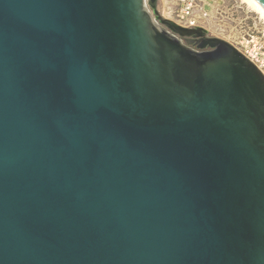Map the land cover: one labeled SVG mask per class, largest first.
Masks as SVG:
<instances>
[{
  "label": "water",
  "instance_id": "obj_1",
  "mask_svg": "<svg viewBox=\"0 0 264 264\" xmlns=\"http://www.w3.org/2000/svg\"><path fill=\"white\" fill-rule=\"evenodd\" d=\"M157 2L0 0V264H264V73Z\"/></svg>",
  "mask_w": 264,
  "mask_h": 264
},
{
  "label": "rangeland",
  "instance_id": "obj_2",
  "mask_svg": "<svg viewBox=\"0 0 264 264\" xmlns=\"http://www.w3.org/2000/svg\"><path fill=\"white\" fill-rule=\"evenodd\" d=\"M158 9L163 17L202 27L210 37L223 39L240 52L264 53V20L243 0H158Z\"/></svg>",
  "mask_w": 264,
  "mask_h": 264
},
{
  "label": "flooded vegetation",
  "instance_id": "obj_3",
  "mask_svg": "<svg viewBox=\"0 0 264 264\" xmlns=\"http://www.w3.org/2000/svg\"><path fill=\"white\" fill-rule=\"evenodd\" d=\"M150 11L152 12L153 16L155 18H157L158 25L162 29H164V30L168 31L169 33H171L172 35H174V37L178 38L184 45H186L189 48H192L194 50H205V51L210 50V48H208V47L205 49L199 48L200 46L204 45L206 38L210 37L208 33H203V32L198 30V28H202V27L194 26L193 24H191V26L180 25L175 21H172L170 19L163 17L162 14L160 13L159 9H158V2H157V6L155 9L150 7ZM158 17H161L165 20L172 21V22L176 23L177 25L181 26L182 28H185L189 31H183V33H184L183 35L182 34H176V33L172 32L166 24L161 22V20L158 19ZM186 32H189V34Z\"/></svg>",
  "mask_w": 264,
  "mask_h": 264
},
{
  "label": "built area",
  "instance_id": "obj_4",
  "mask_svg": "<svg viewBox=\"0 0 264 264\" xmlns=\"http://www.w3.org/2000/svg\"><path fill=\"white\" fill-rule=\"evenodd\" d=\"M246 57H248L262 72L264 69V53L259 49L246 50L242 52Z\"/></svg>",
  "mask_w": 264,
  "mask_h": 264
},
{
  "label": "bare ground",
  "instance_id": "obj_5",
  "mask_svg": "<svg viewBox=\"0 0 264 264\" xmlns=\"http://www.w3.org/2000/svg\"><path fill=\"white\" fill-rule=\"evenodd\" d=\"M243 3L247 4L254 12L260 15L264 20V9L255 0H243Z\"/></svg>",
  "mask_w": 264,
  "mask_h": 264
}]
</instances>
